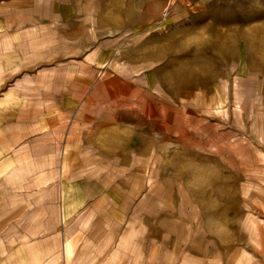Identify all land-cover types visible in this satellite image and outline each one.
I'll return each instance as SVG.
<instances>
[{"label": "rangeland", "instance_id": "374dc122", "mask_svg": "<svg viewBox=\"0 0 264 264\" xmlns=\"http://www.w3.org/2000/svg\"><path fill=\"white\" fill-rule=\"evenodd\" d=\"M25 1L0 0V64ZM61 2L40 105L0 110V264H264V0ZM30 184L84 190L83 223Z\"/></svg>", "mask_w": 264, "mask_h": 264}, {"label": "crops", "instance_id": "0c3cea01", "mask_svg": "<svg viewBox=\"0 0 264 264\" xmlns=\"http://www.w3.org/2000/svg\"><path fill=\"white\" fill-rule=\"evenodd\" d=\"M28 3L31 1V4L29 6V9H24L23 15H24V24H23V33L30 34L29 38L26 36V38L23 40V37L20 38L19 41L11 42L8 44V46H5L3 48H9L10 51L8 52L6 58V61H2L0 66L2 67L3 74H5V77L3 80H1L2 83H0V86L5 83V81L9 82L10 80H13L11 82V85L2 92V95L0 97V110L7 111V112H18L21 115L24 112L31 111V106L29 105H35L36 104V98H38V105H40V94L42 90V82L43 79L45 82H48L50 79V75L52 73V70L55 69V67H44L45 65L49 64V52H45L47 54L46 58H43V52L42 49L44 48H53V45L48 44L49 42L47 40H43L44 36L43 34H48L50 32L54 33V24H48L44 23L40 27L39 21L45 19L46 17H49L50 20L55 21L59 24V26L64 25V22L66 20V5L60 1H66V0H26ZM25 1V5L26 2ZM41 1L46 2H56L51 7L50 10H48L47 5L49 3L43 4L42 6L38 7V3ZM82 2H86L89 0H81ZM18 2H22V0H18ZM82 17L87 16L86 23H89V11H87L86 5H83V10L81 11ZM19 16H22V12L18 14ZM76 20H78L76 18ZM83 21V19H82ZM84 22V21H83ZM82 25L84 26V24ZM21 24V23H20ZM22 25V24H21ZM86 26V25H85ZM88 27V26H87ZM59 30V29H58ZM21 32V30H18ZM41 34V39L35 40L31 37V32H39ZM88 33V32H87ZM86 42V45H81V47H88V39L83 40ZM49 45V46H48ZM58 45V44H57ZM67 47V44L64 46ZM13 48L17 50V52L13 51ZM59 48V45H58ZM63 48V47H62ZM1 69V68H0ZM3 77V76H2ZM18 98V101L15 102ZM24 98V100H22ZM28 105V106H26ZM28 107V109H27ZM5 108V109H3ZM34 111H36L34 109ZM71 111V110H70ZM20 117V116H19ZM19 120V119H18ZM37 120V121H36ZM13 120L9 121L11 123L7 124V128H16V127H22L18 126L15 123L12 122ZM33 124L29 125V128H40L41 127V119L40 117H34V120L32 121ZM41 184H30V185H24L23 189H35L31 193H33V196H27L29 199L33 200V205L35 203H41V202H51L56 203V206H60L61 203V215L59 217L58 215V221L57 224L60 223V220H62V223L66 222L67 224H73L77 227V222L79 224L83 223L85 214H87L86 207L89 205L90 200L87 199L86 194L84 190H80V192H76L74 194V191L72 190L73 186H69L65 191H62V196L60 199H58L57 195L53 196L52 194L57 193L56 190H49L47 193L46 191H43ZM49 188H52L50 186ZM55 188V187H53ZM46 192V193H43ZM45 194V197H43ZM60 200V201H59ZM56 208V207H55ZM58 214V213H57ZM60 214V213H59ZM40 216V215H39ZM41 223V222H38ZM79 232L82 231L80 229H77ZM52 237H56L59 240V237L57 235H52ZM65 246L69 242L71 247L74 249V246H76V242L73 240L72 236L65 237ZM53 245V244H50ZM81 247L83 246V240H81V243L78 244ZM53 253V252H52ZM43 255V252H42ZM43 256H52V254H44ZM84 257V256H83ZM53 262L50 261V264H62L61 256L58 252H55L54 255L50 258ZM74 260V259H73ZM72 260V261H73ZM104 261L102 263L98 264H126L128 262L130 264L131 259H128L127 256L122 255L120 251H113L109 255H104ZM148 255L147 252L145 254V261L144 264H147L148 262ZM67 264L68 261H67Z\"/></svg>", "mask_w": 264, "mask_h": 264}]
</instances>
